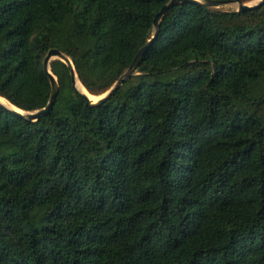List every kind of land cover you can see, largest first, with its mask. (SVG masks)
Here are the masks:
<instances>
[{
	"label": "trees",
	"instance_id": "1",
	"mask_svg": "<svg viewBox=\"0 0 264 264\" xmlns=\"http://www.w3.org/2000/svg\"><path fill=\"white\" fill-rule=\"evenodd\" d=\"M169 1L0 0V96L52 48L105 93ZM51 70L0 107V264H264V3L172 6L101 105Z\"/></svg>",
	"mask_w": 264,
	"mask_h": 264
},
{
	"label": "water",
	"instance_id": "2",
	"mask_svg": "<svg viewBox=\"0 0 264 264\" xmlns=\"http://www.w3.org/2000/svg\"><path fill=\"white\" fill-rule=\"evenodd\" d=\"M182 1H192V2H197L200 3L202 5H211V6H219V5H223V4H229V3H234L237 2L238 3V8L237 11H245L248 9H251L253 7H257V6H261L264 3V0H252L250 2H242L241 0H170L168 3H166L155 15L154 18V33L153 36L150 38V40L144 45L142 46L139 51L137 52L132 64L130 65V67L127 69V71L124 73V75L105 93L101 94V95H94L97 96L98 99L97 100H92V98H90V92L87 90L88 93H85L83 91H81L77 85H76V71H75V67L73 64L72 59L64 54L61 50L56 49V48H52L50 49L45 58H44V68L46 73L48 74L50 81H51V85H52V92H51V96H50V100L48 102V104L36 111H26L23 110L19 107L16 108H9L8 106H6V104L4 102H2L0 100V107L12 111L13 113L20 115L22 117H26L30 120L33 121H37L41 118V116L49 114L50 111L53 108V105L55 103V100L58 96V93L60 91V85L58 82L57 77L54 75V73L51 70V62L55 59H61L63 62H65L71 71V76H72V84L74 86V88L80 92L84 98H86V100L88 101L89 104L91 105H101L103 102H105L123 83L124 81L132 75V73L135 72V70L137 69V67L139 66L144 54L147 52L148 48L151 46L152 42L154 41L155 37L157 36L159 30H160V24H161V20L163 19L165 13L168 11L169 8H171L172 6L176 5L179 2ZM83 84V83H82Z\"/></svg>",
	"mask_w": 264,
	"mask_h": 264
},
{
	"label": "bare ground",
	"instance_id": "3",
	"mask_svg": "<svg viewBox=\"0 0 264 264\" xmlns=\"http://www.w3.org/2000/svg\"><path fill=\"white\" fill-rule=\"evenodd\" d=\"M76 85H77V87L81 91H83L85 93H88L87 90H86V88H85V86L82 84V82H81L78 74L76 75ZM90 98H92V100H97L98 99V97L97 96H94L93 94H90ZM0 100L2 102H4L6 104V106H8L9 108H16V109H18L17 106H15L14 104H12L7 98L0 96Z\"/></svg>",
	"mask_w": 264,
	"mask_h": 264
},
{
	"label": "rangeland",
	"instance_id": "4",
	"mask_svg": "<svg viewBox=\"0 0 264 264\" xmlns=\"http://www.w3.org/2000/svg\"><path fill=\"white\" fill-rule=\"evenodd\" d=\"M215 7L223 9V10H237L238 3L234 2V3L223 4V5H219V6H215Z\"/></svg>",
	"mask_w": 264,
	"mask_h": 264
}]
</instances>
